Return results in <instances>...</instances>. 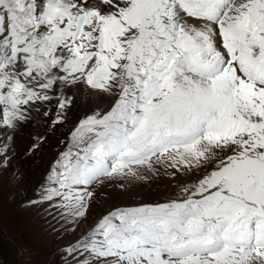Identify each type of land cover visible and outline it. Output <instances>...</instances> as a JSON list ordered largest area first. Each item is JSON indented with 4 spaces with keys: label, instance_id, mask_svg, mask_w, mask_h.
<instances>
[{
    "label": "snow or ice",
    "instance_id": "6c2138e0",
    "mask_svg": "<svg viewBox=\"0 0 264 264\" xmlns=\"http://www.w3.org/2000/svg\"><path fill=\"white\" fill-rule=\"evenodd\" d=\"M34 164L60 264H264V0H0V184Z\"/></svg>",
    "mask_w": 264,
    "mask_h": 264
},
{
    "label": "rangeland",
    "instance_id": "374dc122",
    "mask_svg": "<svg viewBox=\"0 0 264 264\" xmlns=\"http://www.w3.org/2000/svg\"><path fill=\"white\" fill-rule=\"evenodd\" d=\"M49 142L42 150L40 156L44 164L51 159L53 153L59 150L62 145L55 143V138ZM41 161H37L40 164ZM34 171L30 172L29 178L25 180L19 188L9 186L5 181L0 184V227L3 230V250L0 253V259L10 261L11 257L7 255L10 245L9 238L17 240L27 239L38 255L37 264H60L58 259L59 248L66 243L68 239H58L49 234L43 227L41 218L37 215L35 209H30L27 204H23L29 195L32 186L40 179L42 167L37 168L33 165ZM163 185L154 187L151 192L148 189H139L137 193H124L119 188L111 186L105 188L101 192L100 198L97 200L93 208V212L89 215L88 221L82 225V228H87L89 224L100 214L101 211H106L112 206H130L138 203L141 200L152 201L155 199L163 200L164 197L159 193L164 192Z\"/></svg>",
    "mask_w": 264,
    "mask_h": 264
},
{
    "label": "bare ground",
    "instance_id": "6f19581e",
    "mask_svg": "<svg viewBox=\"0 0 264 264\" xmlns=\"http://www.w3.org/2000/svg\"><path fill=\"white\" fill-rule=\"evenodd\" d=\"M51 141H53V139H50V141H49V142H51ZM51 143H52V142H51ZM49 144H50V143H49ZM46 145H47V144H46ZM46 145H45V146H46Z\"/></svg>",
    "mask_w": 264,
    "mask_h": 264
}]
</instances>
